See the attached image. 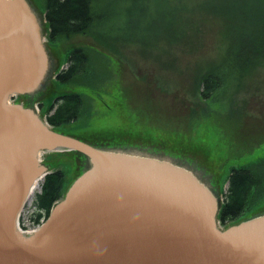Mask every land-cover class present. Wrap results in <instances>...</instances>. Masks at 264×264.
Returning <instances> with one entry per match:
<instances>
[{
  "label": "water",
  "instance_id": "1",
  "mask_svg": "<svg viewBox=\"0 0 264 264\" xmlns=\"http://www.w3.org/2000/svg\"><path fill=\"white\" fill-rule=\"evenodd\" d=\"M45 27L28 0H0V264H264V207L222 229L219 185L201 161L50 129L35 100L53 68ZM42 154L57 156L42 166ZM57 169L69 172L64 197L20 233L21 208L30 229L40 213L36 182Z\"/></svg>",
  "mask_w": 264,
  "mask_h": 264
},
{
  "label": "rangeland",
  "instance_id": "2",
  "mask_svg": "<svg viewBox=\"0 0 264 264\" xmlns=\"http://www.w3.org/2000/svg\"><path fill=\"white\" fill-rule=\"evenodd\" d=\"M28 1L44 20L43 4ZM203 1H99L100 9L110 11L102 36L121 34L132 39L116 42L117 53L90 33L62 35L50 41L53 68L46 75V90L35 100L41 110L43 104L47 118L55 113V108L46 111L47 104L57 96L82 94L80 116L54 127L55 132L94 147L97 142L199 160L218 183L217 196L223 198L227 184L221 186L231 169L264 159V64L241 77L227 76L225 86L204 101L197 89L193 93L182 90L192 88L219 64L225 51L221 28L201 22L206 17ZM124 9H129V17ZM82 49L87 58L76 74L79 78L58 80L56 75L71 64L67 62L69 52ZM172 86L181 93L171 91L175 94L168 93V97H176L170 100L166 87ZM155 106L164 110V117L151 122ZM132 118L151 128L152 135L161 132L160 141L145 140L144 135L140 138L143 130L138 134L131 128ZM217 203L219 207L221 202ZM262 207L264 203L246 216Z\"/></svg>",
  "mask_w": 264,
  "mask_h": 264
},
{
  "label": "trees",
  "instance_id": "3",
  "mask_svg": "<svg viewBox=\"0 0 264 264\" xmlns=\"http://www.w3.org/2000/svg\"><path fill=\"white\" fill-rule=\"evenodd\" d=\"M99 1L101 0H36V3L43 4L42 9L49 41L54 42L57 37L62 35L90 33L106 49L117 53L119 44L116 42L131 40L132 37L121 34L109 37L102 36L101 30L110 15V11L105 8L100 9ZM95 4L97 5L96 8ZM128 10L124 9L127 17H129ZM202 10L206 17L202 18L201 22H212L213 27H220L221 36L226 44L220 63L214 64L198 83L194 82L192 88L182 89L183 91L190 90L192 93L194 89H197L201 100L204 101V99L211 98L215 91L225 86L227 76L230 78L241 77L254 71L256 66L264 64V0H204ZM210 16L213 17L212 21ZM99 26L101 27L98 28ZM97 28L98 32L95 33ZM166 35L171 36L172 39L176 38L175 34L166 33ZM86 58L83 49L82 51L70 52L68 60L71 61V64L66 71L57 74L56 78L62 82H68L74 76L79 78V75L76 74ZM85 66L88 68V61ZM171 91L181 93V89L178 90L173 86L166 87V97H168V93L175 94ZM174 97L176 95L168 98L172 100ZM81 99L82 94L80 93L60 97L61 101L54 115L47 117L48 123L56 127L77 119L81 113L78 111ZM161 115L164 117V110L155 106V116L150 118L152 119L151 122L157 121ZM142 116L144 118L143 114ZM155 117H157L156 120ZM171 118L172 116H170ZM131 120L132 129H137L138 134L140 130H143L140 138L141 135H144L146 136L145 140H151L154 143L156 140L160 141L161 132L152 135L148 130L151 128L146 127L141 120L138 121L137 118ZM167 128L168 124L166 131ZM166 131L162 130L164 134ZM56 156L50 155L46 158L53 161L52 157ZM64 171L65 169H58L48 174L41 185L40 193L34 197L35 210L43 212L45 217L48 216L52 205L65 194L66 177L69 175H66ZM225 183H227V189L223 194V203L217 218L221 224L229 225L237 223L252 212L255 207L264 203V159L231 169L221 187ZM37 216L39 217L40 214Z\"/></svg>",
  "mask_w": 264,
  "mask_h": 264
},
{
  "label": "flooded vegetation",
  "instance_id": "4",
  "mask_svg": "<svg viewBox=\"0 0 264 264\" xmlns=\"http://www.w3.org/2000/svg\"><path fill=\"white\" fill-rule=\"evenodd\" d=\"M29 95H31V93L20 94V95H18V96H16V97L14 98V101L16 102V100H18V98H20V97L24 98L25 101H26L27 98H29ZM68 109H69V108H68Z\"/></svg>",
  "mask_w": 264,
  "mask_h": 264
}]
</instances>
